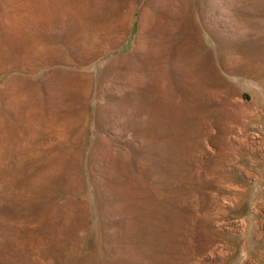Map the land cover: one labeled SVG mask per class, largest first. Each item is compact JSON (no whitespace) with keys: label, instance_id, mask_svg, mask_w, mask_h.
<instances>
[{"label":"rangeland","instance_id":"rangeland-1","mask_svg":"<svg viewBox=\"0 0 264 264\" xmlns=\"http://www.w3.org/2000/svg\"><path fill=\"white\" fill-rule=\"evenodd\" d=\"M0 264H264V0H0Z\"/></svg>","mask_w":264,"mask_h":264}]
</instances>
